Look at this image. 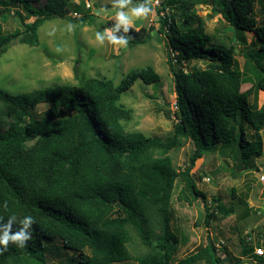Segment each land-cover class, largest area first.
<instances>
[{
	"label": "trees",
	"instance_id": "obj_1",
	"mask_svg": "<svg viewBox=\"0 0 264 264\" xmlns=\"http://www.w3.org/2000/svg\"><path fill=\"white\" fill-rule=\"evenodd\" d=\"M196 1L210 2L211 11L225 24L252 31L256 47L240 67L227 36L213 41L201 19L191 23L196 15L190 0L160 1L159 30L166 38V62L176 93V122L167 139L126 131L122 123L129 116V109L119 104L122 93L137 79L145 84L160 80L150 65L130 69L117 82L88 76L79 86L59 84L17 94L0 88V222L12 215L18 220L31 215L35 221L25 247L12 242L6 250L0 246V264H6L8 255L45 264L44 240L53 238L78 253L77 264L130 259L137 264H170L180 244L170 228L175 182L179 179L191 198H204L191 170L207 150L218 147L232 148L239 168H257L264 102L257 107L250 96L255 99L257 91L264 90V18L260 23L251 13L257 3L264 10V0ZM86 4L84 0H44L33 6L30 0H0V54L14 42L37 46V28L46 19H92ZM83 5L88 10L74 16ZM9 16L18 27L4 31L2 23ZM129 31L121 33L130 36L128 46L156 37L144 27L132 26ZM193 60L206 64L186 71L181 68L180 63ZM243 79L252 80L245 90H241ZM41 103L47 107L36 113ZM183 139L190 140L194 150L188 164L177 170L167 153ZM213 200L204 208L207 226L235 210L231 202L225 206L220 198ZM155 213L161 215L159 233L147 227L148 217ZM130 229L149 247L144 254L128 253ZM239 243L242 256L254 254V260L264 263V256L254 253L255 246L261 247L259 241L252 246L240 236ZM219 248L207 239L173 264H237L240 260L227 262L226 252L221 255Z\"/></svg>",
	"mask_w": 264,
	"mask_h": 264
},
{
	"label": "rangeland",
	"instance_id": "obj_2",
	"mask_svg": "<svg viewBox=\"0 0 264 264\" xmlns=\"http://www.w3.org/2000/svg\"><path fill=\"white\" fill-rule=\"evenodd\" d=\"M43 1L30 0L33 6L41 5ZM80 1L75 0L77 3ZM84 1H87L86 7L92 19L70 20L65 16L46 19L37 28V46L14 42L0 54V88L17 94L59 84L79 86L88 76H105L117 82L130 69L150 65L160 75V80L155 84H145L137 79L122 93L119 104L129 109V116L122 123L126 131H139L161 139L171 137L176 122L173 115L176 93L174 76L166 62L169 52L166 38L159 30L157 11L161 0H152V9L133 19L132 26L135 29L144 27L156 34L149 41L134 46L111 45L107 40L99 45L95 33L110 29L116 22L115 0ZM190 1V8L196 15L191 23L196 24L201 19L206 31L213 35V41H218L222 35L227 36L238 51L235 58L239 66H243L246 59L244 56L256 47L254 33L225 24L219 14L211 11L210 2ZM136 2L138 0H132L133 4ZM76 10L78 15L87 11L84 5L78 6ZM251 15L258 22H263L264 10L261 4H256ZM69 23L73 25L70 32L66 28ZM2 27L4 31H11L18 27V23L9 16ZM57 47L61 48L60 52L56 51ZM205 64L204 61L193 60L180 63V66L186 71L202 68ZM251 84V79H243L241 90ZM250 101H255L259 107L264 102V90H258L255 99L250 96ZM46 107V104H38L35 112L40 113ZM246 129L250 132L247 126ZM261 137L262 154L255 158L257 168L252 170H243L239 168L240 165L237 166L239 160L230 147L207 150L195 161L191 175L197 189L204 193V198H191L190 193L182 187V182L179 179L175 182L170 199V228L177 234L180 244L170 264L204 245L207 239L220 244L219 253L222 255L223 251L226 252L227 262H235L236 257H240V236L249 240L252 246L259 241L264 249V126ZM193 150L191 141L183 139L178 147L170 149L167 154L175 168L181 170L188 164ZM217 197L225 206L231 202L235 210L228 216L212 219L207 226L204 208ZM160 219L159 213L148 217L147 227L152 233L160 232ZM130 233L132 236L127 243L128 253L139 256L147 252L149 247L140 239L138 232L130 229ZM44 246L45 264H77L78 253L65 248L59 239H46ZM255 258L254 254L242 256L237 264H264ZM6 264L35 263L26 257L8 255ZM113 264L137 263L130 259Z\"/></svg>",
	"mask_w": 264,
	"mask_h": 264
},
{
	"label": "clouds",
	"instance_id": "obj_3",
	"mask_svg": "<svg viewBox=\"0 0 264 264\" xmlns=\"http://www.w3.org/2000/svg\"><path fill=\"white\" fill-rule=\"evenodd\" d=\"M114 7L115 24L108 30L97 31L95 40L99 45H103L107 40L111 45L127 46L130 36L124 34L130 33L129 30L132 28L135 17L146 14L152 9V0H138L135 4L132 3V0H115ZM97 15H100V12H97ZM66 28L70 32L73 25L69 23ZM56 51L60 52L61 48L57 47ZM34 222L31 215H25L19 220L17 216L12 215L6 222H0L2 250L7 249L9 242L14 243L17 247H25L27 242L32 239Z\"/></svg>",
	"mask_w": 264,
	"mask_h": 264
},
{
	"label": "built area",
	"instance_id": "obj_4",
	"mask_svg": "<svg viewBox=\"0 0 264 264\" xmlns=\"http://www.w3.org/2000/svg\"><path fill=\"white\" fill-rule=\"evenodd\" d=\"M87 5V4H86ZM73 15L74 16H77L78 14L77 13H75V12H73ZM222 244V243H221ZM216 246H220V244L219 243H216ZM254 253L255 254H257V255H262V256H264V249L262 248V247H255L254 248Z\"/></svg>",
	"mask_w": 264,
	"mask_h": 264
},
{
	"label": "water",
	"instance_id": "obj_5",
	"mask_svg": "<svg viewBox=\"0 0 264 264\" xmlns=\"http://www.w3.org/2000/svg\"><path fill=\"white\" fill-rule=\"evenodd\" d=\"M234 51H235V53H237V52H238L236 48H235V50H234ZM244 57H247V55H246V56H244Z\"/></svg>",
	"mask_w": 264,
	"mask_h": 264
},
{
	"label": "crops",
	"instance_id": "obj_6",
	"mask_svg": "<svg viewBox=\"0 0 264 264\" xmlns=\"http://www.w3.org/2000/svg\"><path fill=\"white\" fill-rule=\"evenodd\" d=\"M240 257H242V255H240Z\"/></svg>",
	"mask_w": 264,
	"mask_h": 264
}]
</instances>
